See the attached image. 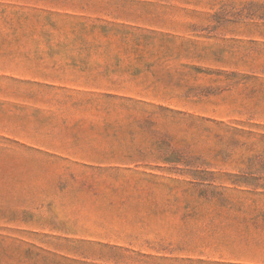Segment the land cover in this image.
Masks as SVG:
<instances>
[{
	"label": "rangeland",
	"instance_id": "1",
	"mask_svg": "<svg viewBox=\"0 0 264 264\" xmlns=\"http://www.w3.org/2000/svg\"><path fill=\"white\" fill-rule=\"evenodd\" d=\"M0 264H264V0H0Z\"/></svg>",
	"mask_w": 264,
	"mask_h": 264
}]
</instances>
